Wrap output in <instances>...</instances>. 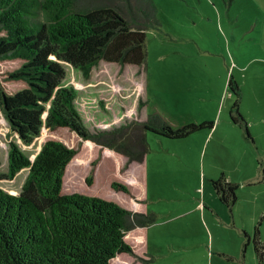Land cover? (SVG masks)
I'll list each match as a JSON object with an SVG mask.
<instances>
[{"label":"rangeland","instance_id":"rangeland-1","mask_svg":"<svg viewBox=\"0 0 264 264\" xmlns=\"http://www.w3.org/2000/svg\"><path fill=\"white\" fill-rule=\"evenodd\" d=\"M154 1L162 25L147 31L145 64L102 60L85 78L63 61L64 83L77 88L76 103L91 132L143 121L157 111L175 127L203 121L214 127L181 139L148 131L150 149L141 165L66 127L44 126L26 144L0 110V170L8 171L10 141L34 159L46 140L60 139L80 147L67 167L63 193L96 195L127 208L135 197L156 215L144 240L129 242L139 256L136 264H261L247 233L253 238L259 226L264 240V0ZM21 63L0 61L6 90L24 86L7 79ZM28 172L26 167L1 179L0 187L19 194ZM222 174L240 184L231 205L212 185ZM114 181L129 193L114 188ZM126 254L112 264H132Z\"/></svg>","mask_w":264,"mask_h":264},{"label":"trees","instance_id":"trees-1","mask_svg":"<svg viewBox=\"0 0 264 264\" xmlns=\"http://www.w3.org/2000/svg\"><path fill=\"white\" fill-rule=\"evenodd\" d=\"M161 25L154 0H0V61L21 60L7 79L24 83L15 91L0 83V110L11 131L30 144L44 126L66 127L128 162H143L150 149L148 131L181 139L213 128V121L175 127L159 111L109 130L91 132L85 125L76 103L78 90L64 83L63 61L85 78L102 60L142 66L148 56L147 31ZM79 151L48 139L33 160L10 141L8 171L0 170V180L13 179L26 167L29 172L19 194L0 187V264H111L117 255L133 253L129 231L157 220L154 213L96 195L63 193L67 167ZM87 183L92 185V175ZM212 185L224 204L237 200L240 184L224 174ZM112 186L128 192L118 181ZM247 235L264 264L259 226L253 238Z\"/></svg>","mask_w":264,"mask_h":264},{"label":"crops","instance_id":"crops-1","mask_svg":"<svg viewBox=\"0 0 264 264\" xmlns=\"http://www.w3.org/2000/svg\"><path fill=\"white\" fill-rule=\"evenodd\" d=\"M74 162V161H73ZM134 163V162H133ZM140 164L142 165V164H144V163H142V162H140ZM130 166H131V164H130ZM129 166V167H130ZM129 170V172H130V168L128 169ZM129 175H127V182H128V184L129 183H131L132 182V179L130 178V177H128ZM129 190H130V192H131V189H130V187H129ZM129 193V192H128ZM128 208L129 209H132V210H134V211H145L146 209H144L143 208V205H142V203L141 202H138L137 201V198H135V197H131V201L129 200V203H128ZM146 227L147 226H145V227H136L135 229H133V230H131V231H129V237H128V241L129 242H131L132 244H136V241H142V240H144V230H146ZM131 232H135V234H137V236H134V239L135 240H131V238H130V234H131ZM141 252V251H140ZM131 254V256H133L132 258L134 259V261H133V259H132V264H136L137 263V261H138V255H137V253H130ZM125 255H128V254H126V253H122V254H119V255H117L114 259H116V258H123ZM113 259V260H114ZM112 260V261H113ZM112 261H111V264H112Z\"/></svg>","mask_w":264,"mask_h":264},{"label":"water","instance_id":"water-1","mask_svg":"<svg viewBox=\"0 0 264 264\" xmlns=\"http://www.w3.org/2000/svg\"><path fill=\"white\" fill-rule=\"evenodd\" d=\"M46 115V114H45ZM34 160V159H33Z\"/></svg>","mask_w":264,"mask_h":264}]
</instances>
